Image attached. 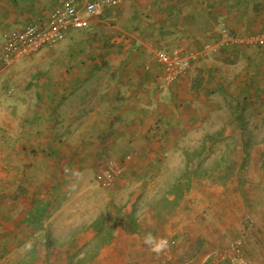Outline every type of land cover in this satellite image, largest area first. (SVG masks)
Segmentation results:
<instances>
[{"label": "rangeland", "instance_id": "1", "mask_svg": "<svg viewBox=\"0 0 264 264\" xmlns=\"http://www.w3.org/2000/svg\"><path fill=\"white\" fill-rule=\"evenodd\" d=\"M127 1L104 12L101 30H117L115 16L109 17L127 12ZM32 21L18 27L0 24V46L5 34ZM219 21L214 22L216 33ZM257 25V31L264 29V21ZM68 34L67 39L74 38L69 48L55 45L0 64V264H229L228 248L235 240H241L252 264H263L264 87L254 91L259 78L251 77L254 72L247 69L251 48L222 56L218 50L202 52L181 80L162 91L156 88L161 69L152 65L153 52L145 51L143 61L154 69L146 71L143 66V70L152 74L161 112L174 108L178 124L161 131L155 126L145 134L114 116L109 131L98 133L90 143L87 135L94 128L90 120L84 126L87 141L81 144L86 149L79 156V135L65 134L89 118L86 110L107 86L104 78L115 72L113 66L119 60L130 57V50L127 44L114 65L109 60L113 68L99 70L92 85L75 92L68 83L76 72L69 62L81 58L74 40L92 37L102 42L106 34L83 29ZM195 47L186 31L163 38L158 48ZM119 74L116 70L115 77ZM58 81H67L59 94ZM246 81L248 99L236 106L232 85L240 88ZM49 94L65 97L53 102V122L48 127L40 125L43 134L31 135L30 119L49 109L40 100ZM79 97L81 110L75 108ZM122 124L135 130L132 140L124 132H114ZM47 140L52 144L50 152ZM114 141L117 147L110 148ZM128 153L131 158L121 176L113 182L98 177L106 162ZM65 168L78 175L66 173ZM60 174V185L47 189L43 178ZM35 197L47 200L39 228L25 226L20 215ZM147 232L166 237L169 247L158 256L152 253L144 244Z\"/></svg>", "mask_w": 264, "mask_h": 264}, {"label": "crops", "instance_id": "2", "mask_svg": "<svg viewBox=\"0 0 264 264\" xmlns=\"http://www.w3.org/2000/svg\"><path fill=\"white\" fill-rule=\"evenodd\" d=\"M55 1L56 0H0V24L3 23V25L7 24L12 27H18L21 22H25L27 20H44V18L47 16L51 4L53 3L54 5ZM139 1L140 0H128L126 2V4L128 3L127 12L124 10L121 13L113 14L112 17H109L110 19H113L115 16V20L117 21V28L115 27L117 30H115V32L114 29L110 28L107 30H101L102 26L99 24V20H101V17H103V15L100 17L92 18L91 25L83 30H90L94 31L95 33L99 32V34L105 33L106 36L101 38L102 42L99 39H95L92 37L88 38V40H74V45L80 46L79 51L81 54V58H74V63H72V61L69 62L68 66L76 70V72L72 82L68 83L69 85L72 84L74 86L75 92L80 91L81 89H83V86H86L87 84L92 85L95 80H97V76L100 74L99 70H106L109 65H111V67L109 68L114 67L113 69H115V72L116 70H119L120 73L119 76L116 75V77L115 72L106 75L103 80L104 85H107L104 92L100 94V96L95 100L94 106L91 109L86 110L89 112H86L88 115L87 117L91 118L90 120H92L91 124L96 130H98L97 133L108 132L111 127V118H113L114 116H119L122 120V123L126 120V123L128 124H135V128H139L137 131L145 134H149L150 132H152V127L155 126H157L158 128L157 131L166 128L163 126L164 124H159V120H157V118L159 116L162 117V115H164L167 111L163 110V112H161L162 108H160V104H158V101L160 99L158 100L156 98V93L153 92L154 82L151 81L152 74H147L146 71L147 69L150 70L154 68L161 69L159 70L156 88L159 87V89L162 88V90L168 88L170 84L168 86L162 84L161 76L163 74V69L156 59V51L160 49L158 47L163 38H167L168 36L173 35L176 32L186 31L183 29V25L180 24L179 27L170 30V33H163L162 29H157L154 32L149 28L148 22H154V28H158L159 22H166L172 20V18L178 20L181 19V16L185 15L186 12L183 11V15H180L178 13V7H181L186 3L182 2L181 0H146L145 2ZM200 1L205 2V0ZM261 2H263L261 3L263 5L252 10L250 8L241 9V0H235L234 2H232V7L223 10L216 21H219V19L222 18V21L218 22V25L220 27L221 25L227 26V24L225 23L227 22L229 25V27H227L233 31L232 35L239 41V39L248 36L253 32H257V24L260 21H264V1ZM250 3L253 2L250 1ZM104 19L108 18L105 17ZM144 21L146 23H144ZM214 24L215 23L212 24L211 30L208 31L209 33H211L213 29H215L213 28ZM104 28L106 29L108 28V26H104ZM109 36L111 38L108 41ZM220 38L221 37L219 36L218 40L209 42L206 41L203 42V44L217 43ZM72 39L74 38L70 37L67 39L65 37L64 40L56 45V48H69ZM105 41L106 43L104 44ZM238 41H231L227 44L221 43L214 50H218V52L222 56L230 52H234V50L239 48H251L249 55L250 57H253L254 55H257L258 57L259 54L264 51L261 47L246 45ZM189 42L195 44V41H193L191 34H189ZM127 44H129L128 51L130 50V57H127L124 60H119L118 63L115 62L116 64L114 65V59L123 54V52L126 50L124 47ZM156 44L157 46H155ZM83 47L85 48V50ZM149 49L153 52L152 65L154 66V68L150 65L151 63H147L145 65V61H143L145 59V51L149 52ZM201 49L202 47L193 48V50ZM50 51L52 50L50 49ZM88 52L91 53V56L93 55L90 59L88 58ZM141 54H143V57H141ZM110 59H112L110 63H113V67L112 64H109ZM261 60H263L261 64L264 65V59ZM143 66L146 69L145 72V69L143 70ZM96 74L98 75L96 76ZM181 78L179 80H181ZM262 79L264 80V76L262 77ZM179 80L171 84L173 85ZM55 83L57 84L56 90L62 91L65 88L64 85L67 83V81H58ZM58 94H49L46 97L40 98V100L42 102H45L49 99V97H53V102H60L64 99L65 96L63 94ZM77 99L79 101V106L77 104L75 108H78L77 110H81L82 106L80 104H82V98L79 97ZM186 99H189V93L188 96L185 95V100ZM52 109L54 108L52 107ZM51 112L52 110L49 111V109H47L42 110L41 113L42 115H46L49 113L51 114ZM53 112L56 113L55 110H53ZM173 112L175 117L177 118V121L171 126H176L179 122V118L176 116L174 108ZM145 113H148V117L146 118L143 117ZM142 120H145L143 121V127ZM49 124L50 122H45L42 125L43 127H48ZM81 126H83L82 129H85V121L78 122V124L72 130L81 131ZM134 131L135 130L133 129V127H124L123 124L114 130L115 133L124 132L126 137L128 136L129 140H132L131 133H133ZM112 147H117L116 141H114L110 145V148ZM61 176L62 174L58 176L59 180Z\"/></svg>", "mask_w": 264, "mask_h": 264}, {"label": "built area", "instance_id": "3", "mask_svg": "<svg viewBox=\"0 0 264 264\" xmlns=\"http://www.w3.org/2000/svg\"><path fill=\"white\" fill-rule=\"evenodd\" d=\"M122 1L56 0L44 20H34L20 29L5 34L0 46V64L17 62L59 44L72 29L87 28L91 25L92 18L102 16L107 9L118 6ZM219 34L221 38L217 43H205L201 50L158 49L156 59L163 69L162 84L168 86L185 76L193 61L202 52L213 51L221 43L238 41L224 25H221ZM238 42L264 48V30L253 32ZM130 158L131 153H128L120 160L106 162L98 177L113 182L125 172L126 161ZM228 249L229 264H252L242 251L241 240L232 242Z\"/></svg>", "mask_w": 264, "mask_h": 264}, {"label": "trees", "instance_id": "4", "mask_svg": "<svg viewBox=\"0 0 264 264\" xmlns=\"http://www.w3.org/2000/svg\"><path fill=\"white\" fill-rule=\"evenodd\" d=\"M182 2L186 3L184 5H182L181 7H178V13L180 15H183L182 12H186L185 15L181 16V19H174L172 18V20L166 21V22H159V26L158 28H154L155 24L154 22H148V26L150 29H152L154 32L157 29H162L163 33H170L173 28H177L179 27L180 24H182L183 29L187 32H189V34L192 35V39L193 41H195V48H201L204 44L202 43V41L204 40L206 41H216L218 40V37L220 36L219 32L216 33L214 30L209 33L208 31L211 30V26L212 24L217 20L218 16L223 12V10L231 8L232 7V2H234L235 0H205L204 1H196V0H181ZM253 2V3H250ZM261 1L264 0H241V9H245V8H250V9H256L258 7H260ZM224 2V3H223ZM178 18V16H177ZM144 23H146L144 21ZM205 26V27H204ZM225 26V25H224ZM227 28V26H225ZM190 29V30H189ZM229 30V32L231 34H233V31L229 28H227ZM219 35V36H218ZM201 39H203L202 41H200ZM202 43V44H201ZM262 48V47H261ZM264 50V48H263ZM260 56V57H259ZM259 56L257 57V55L248 58V62H247V69L250 73V71L253 70V74L251 73L250 76L253 78H259V80L257 81L258 84L257 86H259L258 90H257V86L255 87L256 89H254L255 92H259L262 90V87H264V80L262 79V70L264 65L261 64L264 59V51L262 53L259 54ZM263 57V58H261ZM242 87L238 88L237 86H235L236 84L234 83L233 86V92H232V99L233 102L236 106L239 105V102L244 103L247 99H248V92L250 90V86L248 85V82H242ZM59 92V91H58ZM42 98V97H41ZM53 97H49V99L47 101H45V104L48 106L49 111L52 109L53 107ZM240 99H242L240 101ZM54 108V107H53ZM143 117H148V113H145V115ZM53 118V114L51 112V114H46V115H42V113H37L35 114V116L33 118H31V124L32 128L30 131V134H35V132L39 135L43 134L40 125L44 124L45 122H52ZM91 118H87V120H85V124L90 121ZM105 119V118H104ZM129 119V118H128ZM157 120H159V124L162 123L164 124V127H168L173 125L176 121L177 118L174 115L173 109L171 110H167V112L162 115V117H158ZM36 124V126H35ZM43 126V125H42ZM83 128V126H81V129ZM98 130H96L95 128L93 129L92 133L90 135H87L86 133L88 132V130L86 129H82L80 130H70L68 131L65 135L67 136H72L74 138H78V143L77 146L79 147L77 149L78 151V155H82L83 150H85L86 148L84 146H82L83 144L86 143L87 139H85V136H89L90 139H88L90 143H92L93 139H95L99 134L97 133ZM36 134V136H37ZM150 134V133H149ZM31 135H29L28 137H30ZM35 135H33L34 138ZM35 136V138H36ZM30 139V138H29ZM92 140V141H91ZM243 144L241 149L243 150V152L246 154V143L244 140H242ZM83 143V144H82ZM45 144H48V151H52L51 147V141L47 140L45 141ZM51 144V146H50ZM82 144V145H81ZM116 148V147H115ZM39 149V148H37ZM40 150V149H39ZM131 148H128L127 152L130 151ZM47 152V154L49 153ZM39 153H41L42 155H44V150H40ZM46 154V155H47ZM264 163V160H263ZM61 178V177H60ZM43 181L45 183H47L48 188L49 189L51 186H54L53 188L57 187L60 185L59 182V178L58 177H53L50 179H45L43 178ZM20 206V205H19ZM47 206V200L42 201L40 198L35 197L32 202L29 203V205L26 207L25 211L20 213L21 215V220L22 222H24L25 226L28 227H32V228H39L41 226V222H42V216L45 212ZM18 208V206H17ZM121 226H123V228L126 230V223L124 221L121 222ZM249 258V257H248Z\"/></svg>", "mask_w": 264, "mask_h": 264}, {"label": "clouds", "instance_id": "5", "mask_svg": "<svg viewBox=\"0 0 264 264\" xmlns=\"http://www.w3.org/2000/svg\"><path fill=\"white\" fill-rule=\"evenodd\" d=\"M65 172H71L73 176L78 175L74 170L68 168H65ZM144 244L157 256L162 254L169 247V241L166 237L157 238L152 232H147L144 235Z\"/></svg>", "mask_w": 264, "mask_h": 264}]
</instances>
